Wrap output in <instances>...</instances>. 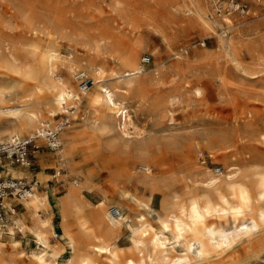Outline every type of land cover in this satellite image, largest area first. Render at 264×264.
Segmentation results:
<instances>
[{
  "label": "rangeland",
  "instance_id": "374dc122",
  "mask_svg": "<svg viewBox=\"0 0 264 264\" xmlns=\"http://www.w3.org/2000/svg\"><path fill=\"white\" fill-rule=\"evenodd\" d=\"M156 27L160 31H155ZM103 31L119 45L131 44L140 65L142 56L149 55L150 61L141 65L142 69L157 72V83L144 90V97L130 111L142 127L138 137L141 146L149 150L148 161L135 157L140 150L134 144L111 151L80 144L68 160H62L66 141L62 132L81 128L83 97L76 120L61 132L59 150H51L45 138L38 137V147L30 149V165L5 168L12 174L24 170L13 176L24 178L35 185V190L48 195L52 206L39 208V213L53 219L58 236L49 240L63 244L60 264L73 248L70 239L61 234L56 201L75 181L84 182V193L93 203L106 199L111 206L121 201L117 189L133 193L138 200L124 202L125 216L135 222L143 214L151 224V235L160 229L154 217L161 208L163 191L188 201L199 194L196 186L204 178L202 170L213 172L237 163L241 180L247 181L255 165L264 167V139L260 138L264 133V70L260 68L264 66L241 51L249 40L264 35V0H0V127L19 126L21 122L4 107L25 98H42L35 89L43 80L40 59L47 49L59 54L58 62L75 60L76 70L84 69L85 76L92 79V88L94 77L80 64L94 54L92 40L99 39ZM97 63L106 77L119 70L106 54ZM57 73L68 74L64 65ZM186 80L192 87L184 86ZM80 81V75L73 78L75 90ZM193 87L200 88L198 95ZM60 111L43 120L53 124ZM31 132L34 129L20 135ZM105 154L115 155L117 161L108 162ZM143 163L149 168L141 167ZM0 174H5L2 168ZM143 175L145 182L139 181ZM188 183L193 187H187ZM153 184L158 188L153 190ZM148 197H153L149 209L143 205ZM22 200L6 199L9 207H16L12 218L22 231L3 233L0 240L7 242L2 245L6 253L18 249L12 255L17 264H33V253L41 245L27 226L32 220ZM20 217L24 223L18 220ZM211 219L215 225L233 228L230 214ZM15 240L21 241L16 247L12 244ZM118 244L122 263L133 258L136 264H264V223L229 242L208 246L202 257L188 253L181 261L142 258L125 231ZM180 248L173 253L183 254ZM96 259L108 264L105 255Z\"/></svg>",
  "mask_w": 264,
  "mask_h": 264
},
{
  "label": "bare ground",
  "instance_id": "6f19581e",
  "mask_svg": "<svg viewBox=\"0 0 264 264\" xmlns=\"http://www.w3.org/2000/svg\"><path fill=\"white\" fill-rule=\"evenodd\" d=\"M226 20L230 21L228 17ZM155 31L160 29L156 27ZM92 41L94 54L85 58V63H81L80 66L92 73L94 85L83 96L85 104L84 113L81 114V128L72 132H62L66 141L65 147L61 150V159L68 160V156L80 144L87 148L99 146L110 151L116 147L124 148L134 144L140 150V154L135 157L148 161L149 150L141 146L138 137L142 127L136 123L130 111L135 102L144 97V90L149 85L157 83V72H144L134 47L131 44L119 45L109 32L103 31L99 39ZM242 50L255 64L264 66V35L256 40H249L241 47ZM103 54L119 66V70L111 77H106L103 68L97 63ZM58 55L52 49L42 53L40 69L43 80L35 89V93H41L42 98H25L17 105L3 108L14 113L21 122L19 126L0 127L2 136L20 135L31 129H34V132L30 135L40 132L43 125L50 124L43 120L45 117L53 116L60 108L61 110L64 108V102L67 105L72 103L73 98L80 96L79 89L75 90L73 78L84 73V69L76 70L75 60L58 62ZM60 65L65 66L68 72L66 76L57 73ZM260 69L263 71L264 67ZM184 86L192 87L191 81L186 80ZM193 88V92L198 95L200 88ZM132 132L137 136L134 137ZM2 136L0 142L5 140ZM260 138L264 139V133H261ZM104 159L108 162L117 161L115 155L105 154ZM140 166L149 168L147 163ZM240 168L237 163H230L217 167L213 172L202 170L204 178L199 180L200 185L196 186L199 194L190 197L188 201L163 191L161 208L156 211L154 217L160 223V229L151 235H149L151 224L143 214L135 222H129L125 216L127 207L123 205L124 202L138 200L133 193L117 189L122 197L121 201L113 202L111 206L106 199L93 203L89 195L84 193V182L79 184L75 181L56 201L61 213L63 232L61 234L70 239L73 248L62 264H103L96 259L101 255H105L108 264H136L133 258H128L124 263L120 261L122 250L118 238L124 231L130 233L131 246L138 250L142 258L161 259L165 262L181 261L188 257V253L202 257L208 246L229 242L252 231L264 223V167L260 164L255 165L253 176L247 181L241 180ZM23 172L24 170H15L13 174ZM139 181L145 182V175ZM192 185L188 183L187 187ZM152 187L153 190L158 188L157 184H153ZM152 195H155L154 191ZM151 198L143 200V205L148 209ZM22 199L21 202L32 220V224L27 226L41 245L33 253L32 263L60 264L63 244L61 241L52 244L49 240L58 236L53 219L50 215L44 216L39 213V208L52 206L48 195L41 194L33 185L29 196ZM150 211L148 210V213H151ZM228 214L232 216V230L215 225L211 219L216 215ZM18 220L24 223L21 217ZM6 243L0 240V264H17L12 255L18 249L6 253L2 247ZM20 243V240H15L12 244L16 247ZM179 246L181 247L179 250L185 252L174 254Z\"/></svg>",
  "mask_w": 264,
  "mask_h": 264
},
{
  "label": "built area",
  "instance_id": "2783aa9c",
  "mask_svg": "<svg viewBox=\"0 0 264 264\" xmlns=\"http://www.w3.org/2000/svg\"><path fill=\"white\" fill-rule=\"evenodd\" d=\"M150 56L144 55L141 58V65L149 63ZM144 68V67H143ZM79 94L77 98H73L72 103L64 104V108L60 111V116L53 124L42 126L40 132L34 135H13L0 142V168L5 174H0V237L3 233L15 234L21 232L22 229L13 218L16 207H9L6 203L7 198L28 197L33 190V184L24 181V178L13 176L10 170L5 169L11 164H20L23 166L30 165V149L38 147L35 143L36 138L43 137L47 141V145L51 150H59L62 146L61 132L72 125L76 120V115L83 102V96L91 86L92 79L80 74Z\"/></svg>",
  "mask_w": 264,
  "mask_h": 264
}]
</instances>
